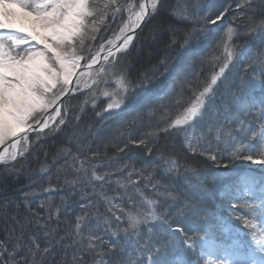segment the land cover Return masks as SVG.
Returning <instances> with one entry per match:
<instances>
[{
  "label": "snow or ice",
  "instance_id": "snow-or-ice-1",
  "mask_svg": "<svg viewBox=\"0 0 264 264\" xmlns=\"http://www.w3.org/2000/svg\"><path fill=\"white\" fill-rule=\"evenodd\" d=\"M235 7L238 14L207 46L200 70L189 73L179 91L171 93L160 120L139 134L129 132L116 145L120 153L129 145L142 147L140 166L129 159L113 168L98 151L86 152L85 142L77 138L75 152L62 148L53 159L56 182L48 177V187L42 189L46 197L37 208L26 198L27 215H8L7 204H0L8 215L0 264H264V0H237ZM229 11L230 6L215 19H201L216 24ZM165 12L196 22L187 3L168 0H0V185L19 179L21 162L43 137L62 131L70 118L79 120L67 103L77 93L86 90L84 103L95 107L103 85L105 110L121 109L135 91L121 56L128 53L137 29ZM117 21L118 30L105 39ZM245 35L252 42L241 48L236 41ZM238 63L251 81L241 76L232 92L235 109L225 105L228 114L221 120L214 98L228 79L226 71ZM252 82L260 98L242 101L243 87ZM150 99L144 97L143 107L151 118ZM132 111L137 112L130 121L135 125L140 113ZM162 136L180 138L186 154L204 157L218 168L228 169L237 160L262 168L259 173L251 167L230 172L223 184L219 173L213 175L209 190L208 174L198 173L187 155L182 159L166 151ZM48 167L41 165V173ZM181 179L186 187L168 186ZM65 187L80 209L75 215L65 196L55 202ZM216 192L242 228H233L220 215L211 223L205 205ZM165 205L192 223L176 221L173 227L161 211ZM156 221L168 224L167 234L178 241L181 255L164 258L169 241L152 239ZM217 228L226 239L216 237ZM145 230L149 236L141 242Z\"/></svg>",
  "mask_w": 264,
  "mask_h": 264
},
{
  "label": "trees",
  "instance_id": "trees-1",
  "mask_svg": "<svg viewBox=\"0 0 264 264\" xmlns=\"http://www.w3.org/2000/svg\"><path fill=\"white\" fill-rule=\"evenodd\" d=\"M192 1L195 6L200 7V14L197 9L193 10V14L200 15L204 18L215 19L216 15L223 11L225 7L230 6V11L222 18L217 21L216 24L206 22V19L198 18L195 23L191 21H181L175 17L169 15L167 12L162 13L152 19L146 25H142V30L138 29L133 44L130 45L128 53L121 56V60L129 71V78L132 83L140 81L142 76L150 69L161 64L167 56H173L179 52L189 41L191 36H196L194 33L198 31V35L193 42L194 46H200L191 53L185 55L178 63H176L175 70L172 72L171 80L173 83L167 84L170 88L167 92L158 93L151 97L149 104L152 109L155 110V115L149 117V109L143 107V104L138 103L136 107L128 105L117 113L103 112L101 108H90L86 107L81 113L75 110L73 115H78L79 120H73L70 118L69 125L63 128L62 131L50 134L42 138V140L35 144L32 153L28 156L24 170L20 173L18 180H10L7 186L0 185V204H7V214H18L27 215V209L25 207V199L27 198L28 204L33 208H37L40 204L45 193L43 188L48 187V177L51 176L53 182H56L57 168L52 166L53 159L57 156V153L62 148H71L74 152L76 151L77 145L75 140L78 138L85 142V151H98L101 154V158L113 168L120 166L121 163L129 161L137 162V166H140V162L144 158V150L142 147L138 148L134 145H129L128 149L124 153H120L117 150V144L124 140L129 132L133 134H139L144 131L149 123L155 124L160 120L161 113L163 111L162 106L169 103L171 93L179 91L180 82L189 73L200 70V61L207 54L208 45L213 41V38L218 36L223 28L228 23L233 21V18L238 14L236 9L237 0H168L169 4L188 3ZM189 6V5H188ZM205 20V22H204ZM238 23H242L237 21ZM175 29V35L170 30ZM195 29V31H193ZM199 29V30H196ZM188 36L187 43H185V36ZM175 40V43L172 41ZM251 38L248 36H241L236 43L241 47H245L251 43ZM255 51V49H254ZM247 61H245L246 63ZM207 68V66H205ZM251 70H249L250 72ZM228 77L227 81L220 84L219 91L214 98V106L217 108L220 114L221 120L225 112L224 107L227 105L229 109H235L236 100L232 96V92L236 91L241 82V76L245 80L251 81V75L244 74L243 66L236 64L234 68L226 71ZM256 82L246 84L241 91V100L246 101L252 98L259 99L261 92L258 88L253 85ZM171 86V87H170ZM82 94L77 93L73 98L69 100V103H76ZM137 109L140 113L139 119L135 125L131 124L130 121L133 116L137 115V112L132 109ZM131 112V115L129 113ZM99 113V115H97ZM243 118V117H242ZM120 133H124L121 136ZM34 136V135H33ZM71 141V143H70ZM161 145H166V151H174L182 159L187 155L188 162L190 165L198 170V173L208 174L209 180L206 182V186L209 190L214 188L211 177L216 174L221 184L228 181V173L234 171H240L246 166H250L255 169H261L260 165H250V162L237 160L229 164L228 169L217 167L211 161L201 156L192 157L190 154H186V150L180 143V138L173 139L171 137H161ZM120 146H123L122 144ZM46 154V156H45ZM226 156V154H225ZM62 162V161H61ZM47 164L48 172L41 173V165ZM157 179H160L157 174ZM35 181V183H33ZM63 185V181H60ZM167 184L168 182L165 181ZM169 187L175 188L178 186L186 187L185 182L181 179L175 184H169ZM70 188H64L62 192L56 197V203H59V196H65L68 199V211L75 215L80 211L78 206L73 203L75 197H70ZM149 194L150 190H146ZM223 197L219 196V193L213 196L212 200L205 205L209 212L212 214L210 217L211 223L215 224V216H222L233 228H242V225L236 218L228 211L226 203H222ZM19 205V207H17ZM161 211L166 212V216L169 222H173L175 227L176 221L184 223H192V219L188 217H177L172 215L175 211L174 208H167L166 205L161 208ZM3 209H0V239L4 237V226L8 219ZM63 219V217H62ZM168 224L163 221H156L153 224V232L151 234L154 241L159 237L160 242L167 240L169 243L165 246V252L167 253L164 257L166 260H172L176 256L182 253L177 247V240L172 239L168 234ZM63 234V233H61ZM214 234L218 239H226L224 233L219 229H215ZM149 234L145 230L143 235L140 237L141 242L148 239ZM109 237H105L108 239ZM59 259V255L57 256Z\"/></svg>",
  "mask_w": 264,
  "mask_h": 264
},
{
  "label": "rangeland",
  "instance_id": "rangeland-1",
  "mask_svg": "<svg viewBox=\"0 0 264 264\" xmlns=\"http://www.w3.org/2000/svg\"><path fill=\"white\" fill-rule=\"evenodd\" d=\"M189 5V10L191 12H193L194 8L197 9L198 14H200L201 10L199 9L200 7L195 6L194 3L191 1H188L187 3ZM194 7V8H193ZM196 21H198V18L202 17L200 15H196L194 14ZM205 22V20H204ZM119 21H117L116 24L112 25V31H108L107 34L105 35V39H107L108 37L112 36V32L113 31H117L118 30V25H119ZM199 30V29H196ZM194 35L196 36H191L190 41L176 54H174V60H173V56H167L165 57V59L162 61L161 64L157 65L156 67L150 69L149 71H147L141 78L140 81H136L133 83V86L135 88L134 92H131L128 97L125 99L124 103L121 106V109H111V110H105L106 106H107V99L102 95V90L104 88L103 85L100 86L101 91L97 92V99H96V106L93 107L91 102L88 103H84L85 98L87 95H89V93L85 90L84 94L81 95V97L78 99V102L76 103H69V100L67 101L68 105L70 106V108L72 109V111L74 112L75 110L79 113H81L86 107H90V108H101V111L103 112H113V113H117L118 111L122 110L124 107L128 105H131L133 107H136L138 105V103L143 104L144 103V97L148 96V97H152L158 93H164L165 91L167 92L170 88L167 86V84L170 85V83H173V80H171V75L172 72L175 70L176 67V63H178L185 55H187L188 53L190 54L192 49L194 51V47H196V45L194 46L193 42L196 41V37L198 35V31L196 33H194ZM98 47V45H97ZM200 47L197 45L196 49ZM82 63H84L82 61ZM98 67V66H96ZM84 69H80V71H83ZM171 87V86H170ZM81 107L83 108V110L81 111ZM34 135V136H33ZM29 139L32 141H35V134L34 133H30L29 134ZM28 160V158H27ZM26 160V161H27ZM26 161H22L21 163H23L24 165H26ZM19 166V165H18ZM250 166H246L243 169H246ZM252 168V167H251ZM260 170H257V173H259ZM45 199L46 194L43 196ZM165 215L166 212L164 211ZM243 239L245 240H250V237H243Z\"/></svg>",
  "mask_w": 264,
  "mask_h": 264
},
{
  "label": "bare ground",
  "instance_id": "bare-ground-1",
  "mask_svg": "<svg viewBox=\"0 0 264 264\" xmlns=\"http://www.w3.org/2000/svg\"><path fill=\"white\" fill-rule=\"evenodd\" d=\"M137 30H138V29H137ZM33 43H34V42H33ZM21 47H22V48H26V47H28V46H27V45H22Z\"/></svg>",
  "mask_w": 264,
  "mask_h": 264
}]
</instances>
